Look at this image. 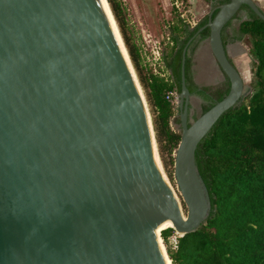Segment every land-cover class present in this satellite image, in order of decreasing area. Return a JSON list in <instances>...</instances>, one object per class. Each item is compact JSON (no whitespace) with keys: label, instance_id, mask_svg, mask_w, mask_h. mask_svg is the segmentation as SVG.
<instances>
[{"label":"water","instance_id":"1","mask_svg":"<svg viewBox=\"0 0 264 264\" xmlns=\"http://www.w3.org/2000/svg\"><path fill=\"white\" fill-rule=\"evenodd\" d=\"M243 6L264 21L254 0H231L198 32L210 29L231 90L190 126L194 38L183 52L175 178L185 221L102 1L0 0V264H168L163 228L183 237L206 224L212 205L196 150L245 95L222 41Z\"/></svg>","mask_w":264,"mask_h":264},{"label":"trees","instance_id":"2","mask_svg":"<svg viewBox=\"0 0 264 264\" xmlns=\"http://www.w3.org/2000/svg\"><path fill=\"white\" fill-rule=\"evenodd\" d=\"M112 5L116 17L117 9ZM187 1V0H185ZM214 10L231 0H207ZM246 11L248 19L231 33V24ZM209 15L195 27L180 20L171 30L173 50L164 55L165 68L171 81L152 74L147 79L139 71L138 55L128 45L130 56L139 72L151 108L152 122L159 150L168 149L174 153L181 141V117L175 116L172 104L167 100L168 92L182 93V59L186 51V86L191 95L202 98L200 112L193 115V121L228 96L231 83L226 77L215 85L200 86L195 80V56L199 47L209 39L207 25ZM233 21L222 31L225 47L251 38L250 56L256 70L251 84V95L226 112L202 140L196 150V165L206 184L212 209L205 225L198 230L177 238L173 228L161 232L164 245L172 264H264V21L249 7L243 6ZM124 38H126L124 36ZM232 62V60H231ZM191 119V117H190ZM181 132H175L171 123ZM171 178V176H170Z\"/></svg>","mask_w":264,"mask_h":264},{"label":"rangeland","instance_id":"3","mask_svg":"<svg viewBox=\"0 0 264 264\" xmlns=\"http://www.w3.org/2000/svg\"><path fill=\"white\" fill-rule=\"evenodd\" d=\"M113 2L117 9L118 18L115 15L112 5L109 4L118 24L117 26L119 27L129 55L130 52L126 44V39L133 52L138 55L139 71L141 74L146 79L152 74L158 75L168 82L171 81V77L169 71L164 66L163 57L164 55L169 56L173 50V44L170 39L172 28L178 25L180 20H183V22L189 24L191 27H195L212 11V5L207 0H113ZM244 12L246 11L242 13ZM244 41L250 50L252 45L251 38L249 36L245 37ZM201 46L195 56L194 72L196 82L199 85H215L224 81L226 77L215 62L209 42L206 40ZM130 59L132 61L131 56ZM132 65L146 98L145 90L139 78V72L136 70L133 61ZM235 65L243 77L246 87L245 94L251 95L253 93L251 84L254 80L256 70L255 61L250 54H246L243 58L236 60ZM202 103L203 100L201 97L195 95L190 98L189 105L192 115L200 112ZM148 108L152 119L149 104ZM178 114L180 113L175 111V116ZM172 129L175 132H181L176 125ZM176 151L170 154L168 149H164L162 153L159 150V154L165 178L179 198L183 214L186 216L189 212L188 206L181 197V192L179 191L175 178ZM179 237L180 235L176 232V235L171 238V244L173 246L177 244V238Z\"/></svg>","mask_w":264,"mask_h":264},{"label":"crops","instance_id":"4","mask_svg":"<svg viewBox=\"0 0 264 264\" xmlns=\"http://www.w3.org/2000/svg\"><path fill=\"white\" fill-rule=\"evenodd\" d=\"M259 7L261 8V10H263L264 12V0H254ZM249 14L247 12L241 13V17L238 19H235L232 24H231V33H235V31L238 29L239 24L248 19ZM248 37V36H247ZM245 39H243L242 41H238L234 44H231L227 47V53L230 57V59L232 60V62L235 64L236 60H239L241 58H243L246 54H250V50L249 48L246 46V43L244 41ZM248 52V53H247ZM235 60V61H234Z\"/></svg>","mask_w":264,"mask_h":264},{"label":"bare ground","instance_id":"5","mask_svg":"<svg viewBox=\"0 0 264 264\" xmlns=\"http://www.w3.org/2000/svg\"><path fill=\"white\" fill-rule=\"evenodd\" d=\"M102 1V4H103V6H104V8H105V10H106V13H107V16H108V18H109V20H110V23H111V25H112V27H113V30H114V32H115V34H116V36H117V39H118V42H119V44H120V46H121V48H122V50H123V53H124V55H125V57H126V59H127V62L129 63V65L131 66L132 64H131V62H130V59H129V55H128V50H126V48H125V46H124V41H123V38H122V36H121V32H120V30H119V27L117 26L118 24H117V22H116V19H115V17H114V15H113V11H112V9H111V7H110V5H109V3H108V0H101ZM133 68H132V66H131V70H132ZM134 71V70H133ZM133 74H134V72H133ZM157 155V154H156ZM157 157H158V155H157ZM159 159V158H158ZM160 161V160H159ZM161 164V163H160ZM161 168H162V166H161ZM175 192V191H174ZM183 217H184V220L186 221L187 220V216H185V215H183ZM172 227H174L172 224H170V225H168V226H166V227H164L163 229L165 230V229H167V228H172ZM163 249H164V246H163ZM167 261H168V264H172L171 263V261L167 258Z\"/></svg>","mask_w":264,"mask_h":264},{"label":"built area","instance_id":"6","mask_svg":"<svg viewBox=\"0 0 264 264\" xmlns=\"http://www.w3.org/2000/svg\"><path fill=\"white\" fill-rule=\"evenodd\" d=\"M167 100L172 104L174 111L179 112V95L175 91L168 92ZM172 128L175 127V124L171 123Z\"/></svg>","mask_w":264,"mask_h":264},{"label":"flooded vegetation","instance_id":"7","mask_svg":"<svg viewBox=\"0 0 264 264\" xmlns=\"http://www.w3.org/2000/svg\"><path fill=\"white\" fill-rule=\"evenodd\" d=\"M202 46H200L199 47V49L197 50V52L200 50V48H201ZM198 84V83H197ZM200 86H204V85H200ZM205 86H207V85H205ZM193 96H195V95H191V97L190 98H192ZM196 96H198V95H196ZM199 97V96H198ZM190 117H191V119H190ZM193 120V115H192V113L190 112V110H189V121H192Z\"/></svg>","mask_w":264,"mask_h":264}]
</instances>
